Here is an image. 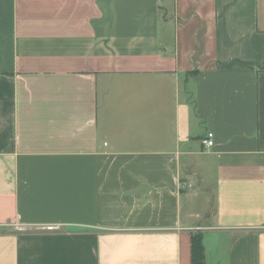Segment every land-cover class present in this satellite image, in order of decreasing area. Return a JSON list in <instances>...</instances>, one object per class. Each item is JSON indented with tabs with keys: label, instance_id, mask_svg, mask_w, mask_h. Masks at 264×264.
<instances>
[{
	"label": "crops",
	"instance_id": "1",
	"mask_svg": "<svg viewBox=\"0 0 264 264\" xmlns=\"http://www.w3.org/2000/svg\"><path fill=\"white\" fill-rule=\"evenodd\" d=\"M197 233L264 264V0H0V264H190Z\"/></svg>",
	"mask_w": 264,
	"mask_h": 264
},
{
	"label": "trees",
	"instance_id": "2",
	"mask_svg": "<svg viewBox=\"0 0 264 264\" xmlns=\"http://www.w3.org/2000/svg\"><path fill=\"white\" fill-rule=\"evenodd\" d=\"M190 251H191L190 264H205V250L202 245V239L200 233L192 235Z\"/></svg>",
	"mask_w": 264,
	"mask_h": 264
},
{
	"label": "built area",
	"instance_id": "3",
	"mask_svg": "<svg viewBox=\"0 0 264 264\" xmlns=\"http://www.w3.org/2000/svg\"><path fill=\"white\" fill-rule=\"evenodd\" d=\"M213 145V142H212V135L210 133L207 134L206 138L203 139L202 141V146L204 149H208L210 148L211 146ZM46 230H57L58 227L57 226H46L44 227ZM18 232H21V231H24V228H18L17 230Z\"/></svg>",
	"mask_w": 264,
	"mask_h": 264
},
{
	"label": "rangeland",
	"instance_id": "4",
	"mask_svg": "<svg viewBox=\"0 0 264 264\" xmlns=\"http://www.w3.org/2000/svg\"><path fill=\"white\" fill-rule=\"evenodd\" d=\"M195 189V188H194ZM58 227V226H57ZM18 228H23L22 226H15V229H16V231L18 230ZM58 229H59V227H58ZM57 229V231H59V232H64V231H74L72 228H60L59 230ZM50 231H52V230H50Z\"/></svg>",
	"mask_w": 264,
	"mask_h": 264
}]
</instances>
